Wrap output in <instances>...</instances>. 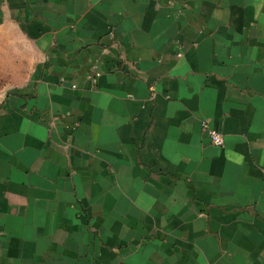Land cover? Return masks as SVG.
<instances>
[{
	"label": "crops",
	"instance_id": "crops-1",
	"mask_svg": "<svg viewBox=\"0 0 264 264\" xmlns=\"http://www.w3.org/2000/svg\"><path fill=\"white\" fill-rule=\"evenodd\" d=\"M0 264H264V0H0Z\"/></svg>",
	"mask_w": 264,
	"mask_h": 264
},
{
	"label": "built area",
	"instance_id": "built-area-1",
	"mask_svg": "<svg viewBox=\"0 0 264 264\" xmlns=\"http://www.w3.org/2000/svg\"><path fill=\"white\" fill-rule=\"evenodd\" d=\"M98 77V74H95ZM203 129L208 133L211 144L216 147H223L225 144L224 135L219 132L217 129L210 126L208 122H203Z\"/></svg>",
	"mask_w": 264,
	"mask_h": 264
}]
</instances>
